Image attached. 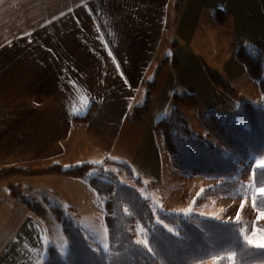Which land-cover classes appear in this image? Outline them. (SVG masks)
Listing matches in <instances>:
<instances>
[{"label":"crops","instance_id":"1","mask_svg":"<svg viewBox=\"0 0 264 264\" xmlns=\"http://www.w3.org/2000/svg\"><path fill=\"white\" fill-rule=\"evenodd\" d=\"M12 6L15 15L4 14ZM0 9V170L46 163L97 165L94 154L100 156L99 166L108 170L125 164L110 156L123 128L129 124L133 128L143 118L136 121L130 115L145 102L147 79L164 60L159 82L171 63H179L180 68L170 74L184 78L187 88L175 87L165 96L158 114L145 123L136 146V139H127L130 134L125 139L142 176V184L135 186L150 202L156 196L146 187L155 188L163 177L178 184L186 180L164 151L163 135L156 127L174 109L173 98L193 97V104L186 106L196 108L198 91L192 86L200 84V79L195 82L197 73L203 74L210 92L209 97L202 96L207 100V115L199 116L205 126V119L215 115L218 107L214 103L218 89L201 63H240L238 49L258 51L264 57L262 45L246 38L250 30L264 36V0H0ZM250 18L258 22L249 23ZM185 58L187 74L183 73ZM238 74L234 73L235 83ZM230 100L224 109L231 108ZM180 107L185 106L177 108L187 120ZM137 147L145 150L139 154ZM128 168L134 176L135 170ZM49 178L56 181L55 195L60 192L57 185L66 188L62 204L66 210L78 211L77 196L83 193L102 203L85 179ZM76 186L78 195L70 190ZM181 189L169 193L170 197ZM12 192L8 185L0 186V264H44L49 248L55 249L44 219L53 209L62 212L60 200L53 196L50 205L33 197L46 211L40 218ZM160 195L166 201V195Z\"/></svg>","mask_w":264,"mask_h":264},{"label":"trees","instance_id":"2","mask_svg":"<svg viewBox=\"0 0 264 264\" xmlns=\"http://www.w3.org/2000/svg\"><path fill=\"white\" fill-rule=\"evenodd\" d=\"M236 56L244 71L258 85L263 101L259 107L240 103L237 110L240 121L216 115L205 119L209 136L217 138L232 154L222 152L207 137L196 134L180 114L177 107L193 104V97H174L171 114L156 126L178 172L190 177L219 180L204 189L195 202L196 207L212 197L229 195L238 187L239 164L235 156L243 160L250 155L264 156V57L258 51L245 52L243 49H238ZM166 61L156 69L153 81L146 84L145 102L131 113L132 119L139 120L149 112L152 93ZM179 66L177 62L173 63L175 70ZM209 77L216 86L224 84L217 73L209 72ZM82 120L86 121L88 117ZM117 165L136 179L137 184H142L125 164ZM92 169L97 171L95 175H89ZM47 171L85 179L97 193L104 204L108 250H101L83 235L79 227L62 219L60 211L53 209L62 224L68 248L64 256L49 248L44 264H198L211 259L216 260L214 264H264V249L246 242L240 222H220L198 213L184 215L158 210L136 187L121 183L113 170L103 166L83 163L64 167L54 164ZM253 186L256 190L264 188V167L254 169ZM255 194L253 207L264 212V195ZM21 201L32 213L43 218L46 211L42 204L33 200ZM157 220L174 231L158 224ZM137 224L147 231L146 244L138 243ZM230 254H234L231 260L228 258Z\"/></svg>","mask_w":264,"mask_h":264},{"label":"rangeland","instance_id":"3","mask_svg":"<svg viewBox=\"0 0 264 264\" xmlns=\"http://www.w3.org/2000/svg\"><path fill=\"white\" fill-rule=\"evenodd\" d=\"M11 8V11H5L4 14L11 13V15L13 14L12 16H14L16 7L12 6ZM253 22H258V20L255 18L252 20L250 18L249 23ZM255 33L257 32L250 30L249 35L246 38L249 42H254L260 46L262 45V52H264V36H257ZM170 54H175V50L171 51L170 49ZM186 60L187 58H185L184 63L183 73L185 74H187ZM201 66L203 71L208 69V71L206 70L208 76L209 72L212 71V73L221 74L219 75L221 79H223V75L227 77L226 81L223 79L224 82L222 81V83L224 84H222V86H220V83L216 86L214 81L210 79L211 83L218 89L216 101L214 100V103L216 102V106H218L216 109H214L215 115L225 113L228 114L229 117L240 121L241 117L239 111L232 110L234 109V106L238 107L241 102L252 104L255 107L262 106L263 95L261 94L257 84L253 82L248 75L245 74V76H241L242 72L244 73V67L240 63H201ZM156 69L157 68L154 69L153 74L147 79V82L153 81ZM172 69L175 70L173 66L172 68H166L163 72L161 81H158L159 85L157 84L158 86L156 87L152 98L153 105L152 102L150 105V108L152 106V111H149L148 114L143 116L140 122H136L137 126L133 125V128H128L130 126L129 124V126H126L127 128H123L122 132H120L118 146L114 150L115 153H112L110 156L113 160L115 159L124 161L125 164L128 165H126L127 167H130L131 165L133 170H135L134 177L137 179L141 178L142 176L139 175L140 172L137 171V165L133 162V158H131V156H134V154L131 150V147L127 145V141H125V139L127 138V135L130 134V137L127 139H136L133 141V145L136 146L140 142L139 136L145 132V123L148 121V119L152 117L154 118V116L158 114V106L161 101H163L165 96H168L175 87H177L178 90L181 89L182 86L186 87V80L184 78H173V76L170 74V72L173 71ZM202 70L201 72L203 73ZM234 73H240V76L238 74V80H242L241 82H238L237 80L238 84L237 82L235 83L236 78ZM197 74L198 80H195V82L199 81L200 79V84L198 82V84L195 83V85L192 86V90L198 91L196 92V108H190L189 106L185 105V107H180L179 109L181 113L187 118L193 131L198 135H203L208 130L204 126L203 120H201L199 117L202 113L207 115V111L205 110V107L207 108V100L205 99V101L202 96H205V98L209 97L210 92L204 85L203 74H200V72ZM230 80L233 82H230ZM189 85L191 86V84ZM202 90L205 92V95L203 94ZM142 91L145 94V86ZM199 91L202 92V95L199 93ZM232 95H235L237 98L233 97ZM229 98H231L232 101H230L234 103L230 104L231 110L224 109L225 101H227ZM157 132L160 136H162L159 130ZM207 139L222 152L226 154H232V152L213 135H210L207 137ZM163 149L164 151L166 149L164 144ZM135 150L140 154L145 149H140L137 147ZM92 158H94V160H98L97 165L102 164V162H100V156L97 154H94V157ZM235 159L239 164V170L236 176V178L239 180V185L229 195L212 197L201 206L196 207L195 202L201 197L204 189L213 186L215 183H218L219 180L208 179L205 177L186 176V180L181 181L178 184L176 180L173 181L169 177H163L164 179L162 178V182L155 185V188L146 187L148 193L155 194L156 196V200L152 201L153 203L151 202L152 206L158 210L160 209L170 213H179L184 215L198 213L199 216L220 222L237 221L240 222L241 234L243 235L244 239L246 235L253 236V233H255V236L253 237L254 239H260L261 237H264V212L257 211L253 207L254 194L256 193L257 195H264L259 193L258 190H256L253 186V171L255 168H261L257 162L261 159H264V156L250 155L246 160L235 156ZM52 165L54 164H30L0 170V186L8 185L9 189L13 190V192L17 194V196L16 194L13 195L23 201H35L33 197L41 201L46 200L50 205H52V200L54 197L56 200L62 201H58V205L62 208V212L60 211V217L66 221H71L75 226L80 228L86 238L95 242L101 250L107 251L108 235L104 220L105 211L103 202L101 204H96L94 199L88 193L78 195V187L76 186L75 189L70 190H73L78 195L76 203L78 204V211L66 210L62 205L64 204L63 201L67 197L66 188L59 184L57 185V188L60 189V192L55 195L52 191V187H56V181L54 179H50L49 177L59 175L57 173H51L50 171H47L49 167H52ZM110 169L115 172L121 183L136 187V179L128 176L127 171L123 170V168L119 167L118 165H114L111 166ZM96 172V170L92 169L90 170L89 175H95ZM179 186L182 187L180 192H174V194H177V196L172 195L170 197L169 193L178 190ZM148 193H146L145 196H148ZM160 194L166 195V201H161L162 195ZM237 214H239V219H237ZM56 216L57 215L53 213V211H48L44 220L46 223H48V228L50 230L51 246H53L61 255L64 256L68 247L67 239L65 238L62 224ZM157 223L163 225L169 231H174L171 226H168L159 220H157ZM136 230L137 240L142 243H147V231L138 224L136 226ZM215 262V259H211L198 264H214Z\"/></svg>","mask_w":264,"mask_h":264},{"label":"snow or ice","instance_id":"4","mask_svg":"<svg viewBox=\"0 0 264 264\" xmlns=\"http://www.w3.org/2000/svg\"><path fill=\"white\" fill-rule=\"evenodd\" d=\"M258 165L261 167H264V159L259 160ZM258 192L261 194H264V188H259ZM237 219H239V214H237ZM255 236V233H253V236H245V240L246 242L250 245V246H256L259 248H264V237H261L260 239H254L253 237ZM140 241H138L139 243ZM146 243V242H145ZM150 250V249H149ZM234 254H230L229 255V259L231 260Z\"/></svg>","mask_w":264,"mask_h":264}]
</instances>
